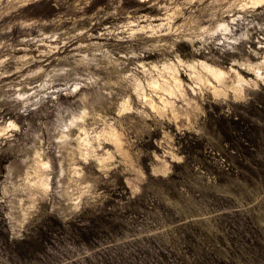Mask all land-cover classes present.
Returning a JSON list of instances; mask_svg holds the SVG:
<instances>
[{
	"label": "rangeland",
	"instance_id": "rangeland-1",
	"mask_svg": "<svg viewBox=\"0 0 264 264\" xmlns=\"http://www.w3.org/2000/svg\"><path fill=\"white\" fill-rule=\"evenodd\" d=\"M193 60L246 83L215 96L187 74ZM165 62L178 64L183 95L147 88L171 101L157 113L128 76L161 77ZM10 123L0 264H264V2L0 0V127ZM105 125L127 159L106 140L83 158V131L91 139ZM69 126L76 155L63 164ZM38 149L50 187L21 217L29 191L15 196L12 185L33 176L12 170L29 151L35 167Z\"/></svg>",
	"mask_w": 264,
	"mask_h": 264
},
{
	"label": "bare ground",
	"instance_id": "bare-ground-1",
	"mask_svg": "<svg viewBox=\"0 0 264 264\" xmlns=\"http://www.w3.org/2000/svg\"><path fill=\"white\" fill-rule=\"evenodd\" d=\"M262 2H264V0H251V3L253 5L260 4ZM226 29H227V27L224 30H226ZM112 61H114V60H112ZM178 63H180L182 65L183 62H182V60L179 59ZM184 65L186 66V68L189 71V73H187V74H189L190 78L192 77V78L196 79L197 81L200 82V84L202 82V84L207 85L211 89L213 94H215V96L227 95L226 91L228 89L231 90L233 93L240 92L243 83L244 84L246 83V81L243 79V77H241L239 75V73H237V72L235 73V75H236L235 76L236 77L235 81L232 82V83L230 81V83H229L228 80H227V73L225 71H223V70H221V69H219V68H217V67H215V66H213V65H211V64H209V63H207L205 61L193 60V61H191L188 64H185V62H184ZM177 66H178V64H177ZM177 66L174 63H166L165 62L162 65V68H160V70H158V72H156V74L159 73L161 75V77H163V79L165 81H160L159 78H161V77H159V76H158V78H157V76H156V78L154 76H153L154 78H143L144 81H141L140 79H138L137 77H134L132 75H130V77L128 76V78H129V79L127 78L128 79V83L132 86V88H133L132 90H134L135 95H137V97L142 100V104H146L147 106H149L151 111L155 110V111H157V113L158 112L161 113L163 110L165 112L166 109H164V108H166V107L167 108L168 107L171 108V106H172L170 104L171 101L169 102V101H167V99H165V98L163 99V97L162 98L159 97V102H156L151 97V94H152L151 92L152 91H155V92L156 91H162V92H164L166 94H169V95H175L176 93L179 92L180 94L183 95V90H182L183 83H182L181 78L178 75L179 72H178V69H177L178 67ZM249 67H250V69H252L254 71V73L256 74V77L260 76V75L259 76L257 75L258 72L260 71V67L258 65H255V64L254 65H249ZM152 68L153 69L155 68L157 70V66L154 65V64L152 65ZM143 71H144V69H143ZM126 74H128V73L126 72ZM142 75H143V73H142ZM162 75H164V76H162ZM167 80H169L168 82H170V85H173V86H169V84H167ZM163 82H166V84L163 83ZM173 87L177 91L176 93H175V90L173 89ZM147 88L152 90L150 92L151 93L150 95L146 91ZM156 94H158V92ZM158 96H160V95H158ZM175 97H177V96H175ZM129 102L130 101L127 100V99L123 100V102L121 104V110L120 111H128V110H130L131 109V105H130ZM74 119H77V118H74ZM73 123L74 122H72L71 125ZM9 127H15V125L13 123H10L9 125L7 124V126L0 127V135H2ZM67 129H68V132H69L70 136H69V134H67V135L63 134L64 136H62L61 138H64V140L61 139V142L59 144V149L61 150L62 158L64 159L63 160L64 161L63 164H65L66 161H67V163H69L68 161H70L71 159L73 160V158L76 155V153H75L76 152L75 151V145H73V143H72V139H73L72 137L74 136V133H73V131H72L70 126ZM88 137L89 136L86 135L85 131H83V136L81 137V140H80L81 143L85 146L84 147L85 148V152L83 154V158H87L91 153L93 154L94 150H96V148L94 149L93 142L96 141L97 142L96 144L98 145V143L101 140H104V141L106 140V141H109L115 147L117 152H119L122 155V157H125L127 159V151H125L124 148H123V137H122L120 132H118L116 129H114L112 127V125L111 126L108 125L105 128L101 129V131L98 132L93 138L90 139ZM36 153H37L38 161L36 162L35 167H32L31 164H30V161L32 160L33 154H32L31 151H29L27 160H25V164L26 165H23V163L20 166L16 165V167L14 166V168L12 170L15 179H20V180L25 179V181L26 180L29 181L30 180V176L31 175L33 176V178L29 181V185H25L26 183L24 182V180H23V182L22 181L21 182L24 183L25 186L15 188L14 185H12L13 192H14L15 196H20L26 190L29 191L28 195H30V199L28 198L29 199V200L27 199L28 201L25 200V202H28V203H26V205L24 204V206H22V207H19V208H21V210L18 213V215L21 216V217L23 215H25L26 210H28V208L31 207L32 203L35 202V200L33 202L32 199H34L35 197H37L38 199L39 198H44L45 196L47 197L46 194H47L48 189L50 187L48 174L46 172V170L48 168H50L49 167L50 164H48L47 162H44L42 160L41 155H40V153H41L40 149H38ZM111 156L112 155L107 154L103 158H100V159L98 158V162H99L98 164L104 165L106 163V161L111 159ZM72 160L70 162H72ZM27 161H28V163H26ZM73 162H74V160H73ZM65 169L66 168L63 167L62 171L66 172L67 170H65ZM75 169H77V168L75 167L74 170ZM71 171H73V170H71ZM74 173H76L77 176H80V174H81L80 171H78V170H75ZM65 174H67V173H65ZM74 176H75V174H74ZM12 178H13V176H12ZM79 179H80V177H79ZM68 181H70V180H68ZM16 185H18V183L15 184V186ZM62 192L65 193V194L68 193L65 190V188L62 189ZM75 195H73L72 198H70V204L68 203L70 207H73L76 204V200H77L78 197H77V195L76 196ZM23 196H25L24 193H23ZM23 196H21V197H23ZM37 198H35V199H37ZM23 219H20L19 222L23 221ZM17 225H18V222H17ZM20 225H21V223H20Z\"/></svg>",
	"mask_w": 264,
	"mask_h": 264
}]
</instances>
